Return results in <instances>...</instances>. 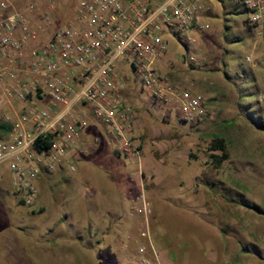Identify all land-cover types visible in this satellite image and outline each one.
<instances>
[{
    "label": "rangeland",
    "instance_id": "obj_1",
    "mask_svg": "<svg viewBox=\"0 0 264 264\" xmlns=\"http://www.w3.org/2000/svg\"><path fill=\"white\" fill-rule=\"evenodd\" d=\"M204 1L213 13L198 34L202 51H186L169 34L159 65L205 96V117L182 121L175 106L141 90L129 69L148 111L139 110V119L158 130L134 138L148 179L119 142L116 155L103 158L107 127L92 116L95 132L85 128L88 140L69 152L65 169L54 170L51 185L39 184L44 206L21 204L9 190L8 165L0 164V264H144L143 256L155 260L152 246L158 264H264V21L249 25L239 0ZM191 53L199 61L184 58ZM223 153L218 167L213 155Z\"/></svg>",
    "mask_w": 264,
    "mask_h": 264
},
{
    "label": "built area",
    "instance_id": "obj_2",
    "mask_svg": "<svg viewBox=\"0 0 264 264\" xmlns=\"http://www.w3.org/2000/svg\"><path fill=\"white\" fill-rule=\"evenodd\" d=\"M239 1L246 22L258 28L264 0ZM59 9L68 14L57 15ZM212 13L204 0H0V124L10 119L6 106L14 109L8 138L0 141V164H8L25 205L40 207V175L66 159L91 116L109 129L126 157L140 161L129 69L141 90L175 106L182 121L197 124L205 117V96L173 82L159 63L170 35L186 51L191 45L202 51L198 34L210 28L206 18ZM184 58L199 61L192 53ZM38 140L50 144L40 148ZM152 249L155 260L143 256L144 264H158Z\"/></svg>",
    "mask_w": 264,
    "mask_h": 264
},
{
    "label": "crops",
    "instance_id": "obj_3",
    "mask_svg": "<svg viewBox=\"0 0 264 264\" xmlns=\"http://www.w3.org/2000/svg\"><path fill=\"white\" fill-rule=\"evenodd\" d=\"M67 12L68 11H66L65 9H59L57 15H59L61 17H64L65 15L68 14ZM131 88H132V86H131ZM128 96L132 99V102L134 103L135 107L137 108V112L139 110H142L143 113H145L147 111L146 108H142L143 107L142 105H145L144 104L145 103L144 100L141 99V101H139L140 92L136 91L135 89H131L128 92ZM6 112L8 113L10 119L7 122H5L4 124H8V125L11 126V124L13 122V119H14V114H13L14 113V109L10 108L9 106H6ZM147 113H148V111H147ZM148 118L149 117L144 118V119H148ZM93 123H91V124H93ZM87 127H89L90 132H95V130H96V127L94 125H90L89 124ZM105 129H106V131L103 130V158H105V156H106L107 159H110L111 158V152L114 155H116V153H115L116 147L113 149V151H112V147L114 146V143H117V142H115V140L113 139L112 134L109 132V129L108 128H105ZM156 130H155V127H154L153 123H150V121H147V120H143L142 121L141 119H139V116H137V119H136V121L134 123L133 136H134V138L135 137L139 138L138 140L140 142V140H143V137L145 135L147 136L146 139L148 138L149 134L155 135V131ZM1 131L5 132L4 133V134H6L5 135V139L8 138V132L9 131H3V130H1ZM157 133H158V130H157ZM87 137H88L87 134L86 135L84 134L82 139L76 144V146L79 145V143H86V141L88 140ZM73 148L71 149V151L73 150ZM103 162H105V160ZM103 165H105V163H103ZM58 168H60L61 170L62 169L64 170L65 169V164L64 163L60 164V166H58ZM140 168L142 170V174L140 176L142 178V181H144V178L148 179V177H146V174H144L145 173L144 172V165H143V162L141 160H140ZM8 170H9L8 174L10 175V177L7 176V179H8L9 185H10L9 190L12 191L11 193H15L16 194L15 189H14L13 184H12V173H11V170H10L9 166H8ZM53 172L54 171H50V172L44 171L39 177L38 184L43 185V183H50L52 181V177L54 175V174H52ZM152 182H153V178H152ZM49 185H51V183ZM40 206L41 207L44 206V201L43 200L40 201Z\"/></svg>",
    "mask_w": 264,
    "mask_h": 264
},
{
    "label": "trees",
    "instance_id": "obj_4",
    "mask_svg": "<svg viewBox=\"0 0 264 264\" xmlns=\"http://www.w3.org/2000/svg\"><path fill=\"white\" fill-rule=\"evenodd\" d=\"M259 124L262 125V126H264V123L262 121H260ZM0 130L9 131L10 132L11 126L8 125V124H0ZM49 144H50V142H48V141H40V140H38L36 142V146L37 147H40V148L48 147ZM218 147H219L218 149H220L222 151L225 149V145L222 144L221 142L219 143V146ZM213 157H214L215 161L217 162V166L219 167V165H221V163L227 158V154L226 153H223L221 156L213 155ZM15 192H16V195H18V192L17 191H15ZM19 199H20V203L21 204H24V201L22 200V198L19 197ZM254 207L258 208V206H254ZM39 210H40V212L43 211L42 208H40Z\"/></svg>",
    "mask_w": 264,
    "mask_h": 264
}]
</instances>
